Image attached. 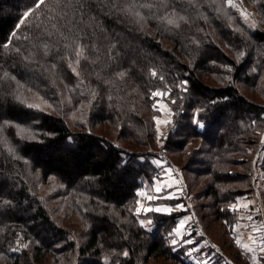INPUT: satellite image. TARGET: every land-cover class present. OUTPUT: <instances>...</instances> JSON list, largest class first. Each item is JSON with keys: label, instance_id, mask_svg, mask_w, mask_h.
Segmentation results:
<instances>
[{"label": "trees", "instance_id": "trees-1", "mask_svg": "<svg viewBox=\"0 0 264 264\" xmlns=\"http://www.w3.org/2000/svg\"><path fill=\"white\" fill-rule=\"evenodd\" d=\"M38 3L0 0V264H70L74 253L79 264L108 257L111 264L186 263L167 242L177 217L155 215L148 231L136 213L143 183L159 176V99L152 95L159 91L173 111L166 157L182 166L175 156L201 142L182 168L212 177L213 216L239 257L231 231L237 216L228 206L251 191L247 174L233 169L245 165L241 155L251 156L264 132V0H232L235 7L228 0ZM29 95L52 110L29 108ZM196 114L203 127L193 123ZM28 172L73 192L88 228L78 248ZM232 183L245 188L222 194L216 186ZM199 220L217 246L216 230Z\"/></svg>", "mask_w": 264, "mask_h": 264}, {"label": "rangeland", "instance_id": "rangeland-1", "mask_svg": "<svg viewBox=\"0 0 264 264\" xmlns=\"http://www.w3.org/2000/svg\"><path fill=\"white\" fill-rule=\"evenodd\" d=\"M247 20L251 22L250 18H247ZM204 80L212 86L221 85L219 82L212 79L209 75H204ZM262 82H264V80H262ZM262 89L264 90V88ZM247 91L251 92L250 89ZM159 92L163 93L162 96H157L159 100L156 103L159 112V115L156 117V121L160 120L162 122L159 125H157L156 123V129L159 128V132L157 131V133L158 150H160V153L158 155L159 157L153 160V162L157 161L158 158L162 157L160 158V163L167 168L168 176H175L179 180L178 181L177 179H175L179 186L178 191L174 192L177 198L172 200L169 199L171 197H168V195L171 194V192L163 190L160 194L155 195L153 201L148 202L147 200L148 197H150L151 190L154 188V183H143V186L138 192L139 197L137 207L142 205L143 208L151 207L155 209V205H161L157 207L160 208L162 211V208L166 209V206L168 205L169 208H172V211L171 213L165 214L161 213V211L145 212L142 208L140 214H137L139 216V220L140 222L144 221L143 226L148 231H152L153 229H155V226L157 224L155 222V215H175L177 217L175 220V225L171 227V230L168 232L167 235L168 244L172 246L173 252H178L181 254L182 258L184 259V262H186L187 264H203L201 262V258L198 257V252L192 251L191 255L188 254L189 251L193 249V247L196 245V243L194 245H189L191 246V248L188 250L185 248V244L181 246H173L171 243L173 239L178 240V236L175 233V229L179 225V219L184 215L191 214L192 217L189 223L187 225L185 223V227L181 230V232H186V234L188 235V239H192L194 241L197 238L196 234L198 233L200 235V242L202 243V245L206 244V248L209 249H205L204 258L207 259L209 253L214 254V256L209 261H207L208 264H211L210 262H212V259H215V262L212 264H217V262H220L222 264H238L234 262V258H231L232 256H237V250L231 246L230 238L226 235L224 229L221 226V223L217 221V219H215V217L213 216L214 210L212 209L211 204L212 199L209 197V195L211 194H209V192H211L210 184L212 183L210 178L212 177L200 176L197 172L191 173V171L194 169L193 166L192 170L186 169L185 171L182 168L184 164H187L192 151L200 147L201 142L199 140H194L192 142V148L195 147L194 149H187L182 155L179 156L178 154V156H175V158H178L177 160L181 162L180 164L182 166L174 163L170 158L166 157L163 147L173 125V111L168 105L167 101L164 99V92ZM252 95L258 98L255 93H252ZM28 98L31 103H34L39 107L47 109L49 111L52 110V107L42 98L35 95H29ZM66 106H68V121L71 127H74V129H76V125H74L76 117H74V112L69 106V102H66L65 107ZM163 121H171V123L165 124L163 123ZM105 128L106 133L110 134V136H112V134L114 135V129L109 127ZM102 130H104V128L100 126L99 129L96 130V132L100 133L102 132ZM110 139L114 140L117 138ZM258 141V146L254 147L250 151L251 156L246 157L244 155H241V158L245 159V165L241 166V168L235 167L233 169L234 171H238L239 173H241V175L239 174V177H242L243 174H247L249 179L246 180V186L247 188L249 187L251 189V191H248L244 195L235 198L234 201L228 206L230 211L237 216V220L231 225V231L232 236L237 244V249L240 253L239 257L237 256L236 258L239 261V264H264V132L262 134V137L258 138ZM159 165V176H157L156 178L161 183V167H159ZM167 171L162 174V177L166 175ZM28 176L33 182L35 189L34 192H36L37 195L43 199L44 204L50 211L52 218L55 221L59 222L61 225H64L65 228L69 230L70 238L72 240L71 242L75 244V247L78 248L81 244L86 242L88 237L85 235L84 232L88 228L79 214L80 211L76 210L79 207L76 201L71 198V193L73 192L67 190L65 184L57 178L53 177L47 182H44L43 179L40 178L36 173L28 172ZM216 186H218L222 194L228 193V191L233 190V188H245L244 185H235L233 183L231 185H227V187L223 185ZM140 193H143V195H140ZM244 200H248V202ZM240 202L242 203L240 204ZM178 205L182 207H177ZM232 205L236 206L234 210L232 208ZM237 209H246V217H252L251 220L246 218V227H249L250 232L241 229L239 232V229L236 228L237 226L234 225L240 220V216ZM197 210H199V217L197 214ZM200 217L203 218V222L205 223V225H208V228L211 231L210 233L214 234V230H216L217 234H215L218 236L217 246L213 241H211L209 236L206 235V231L204 228L205 226H203L204 224L200 222ZM149 221H151V223H148ZM237 240H239V244L237 243ZM219 244L224 248H227V252L231 256L229 257V259L224 255V252L221 250ZM72 259L74 261H70V264H79V262H81L79 260L78 253H74ZM49 261L51 262H49L48 264H54V259H51ZM105 261L106 264H111V261L113 260L111 257H108L107 259H105ZM149 264L180 263L162 257L158 259H151Z\"/></svg>", "mask_w": 264, "mask_h": 264}, {"label": "crops", "instance_id": "crops-1", "mask_svg": "<svg viewBox=\"0 0 264 264\" xmlns=\"http://www.w3.org/2000/svg\"><path fill=\"white\" fill-rule=\"evenodd\" d=\"M160 158H162V157H160ZM160 158H158V160L157 161H159V162H161V159ZM159 164H157V166H158ZM159 167H161V178H162V181H161V183L157 180V178L156 179H154L153 180V182L152 183H154L153 185H154V188L151 190V193H150V196L152 197V199L151 200H147L148 202L149 201H153V199H154V197H155V195H157V194H160V193H157L156 192V188L157 187H160V188H162V191L163 190H166V191H170L171 192V194H169L168 195V197H171V198H169V199H175V198H177V196H176V194L174 193V192H177L178 191V186H179V184L176 182V180L175 179H177L175 176H168V171H167V168L166 167H164L161 163H160V165H159ZM167 171V173H166V175H164V177H162V174L164 173V172H166ZM178 180V179H177ZM179 181V180H178ZM244 201H247L248 202V200H244ZM243 201V202H244ZM242 202H240V204H241ZM157 206H161V205H155L154 207H156V208H158ZM167 208L166 209H168L169 211H164V209L165 208H162V211H161V213H165V214H167V213H171V211H172V208H169V206L167 205L166 206ZM237 211H238V213H239V216H240V220L236 223V224H234L235 226H237L236 228L237 229H239L238 231L240 232V229L241 230H247L248 232H250V229H249V227H246V224H247V221H246V215H247V212H246V209L244 210V209H242V210H240V209H237ZM191 214H187V215H184L183 217H181L180 219H179V221L180 220H184L185 221V223H186V225L189 223V221H190V219H191ZM248 219V218H247ZM178 224H179V222H178ZM179 226V225H178ZM191 229V228H190ZM182 234H181V236H178V240H177V244L176 245H178V246H181V245H184L185 243H184V241L185 240H187L188 239V235L186 234V232L184 233V232H181ZM193 233V232H192ZM187 235V236H186ZM194 235V234H193ZM199 234L197 233L196 234V245L193 247V248H199L200 249V251L198 252V257L199 258H201V262L203 263V261H209L213 256H214V254L213 253H209L208 254V257H207V259H205L204 257H205V249L207 250L208 248H206V244L205 245H202V243L200 242V240H199ZM239 244V243H238ZM185 246V248L188 250V249H190L191 248V246H189V245H187V244H185L184 245ZM209 250V249H208ZM215 253V252H214ZM225 255V254H224ZM228 259H229V257L227 256V255H225ZM204 258V259H203ZM228 261V260H227ZM215 262V259H212V262H210L211 264L212 263H214ZM217 264H222V263H220V262H217Z\"/></svg>", "mask_w": 264, "mask_h": 264}, {"label": "snow or ice", "instance_id": "snow-or-ice-1", "mask_svg": "<svg viewBox=\"0 0 264 264\" xmlns=\"http://www.w3.org/2000/svg\"><path fill=\"white\" fill-rule=\"evenodd\" d=\"M40 3H43V0H40ZM40 3H38V4L36 5V7H39V6H40ZM228 4H229V6H231V7H235V5L232 4V0H228ZM145 7H148V5H145ZM25 15L27 16L28 13H25ZM137 15H139V13H137ZM180 19L182 20V19H184V17L181 16ZM168 23H169V24H173L174 21L170 19V20H168ZM176 27H179V24H177ZM45 55H47V53H45ZM241 55H243V54H241ZM76 56H77L76 63L79 64V62H80V61H79V58L82 56V49H81V48H78V49H77V51H76ZM55 67H56V65L53 64V68H55ZM69 67H71V65H69ZM72 71L75 72L76 70L73 68ZM5 75H7V73H5ZM121 75H123V74L121 73ZM152 75L155 76L156 73L153 72ZM13 78H14V77H13ZM152 95H153L154 97H156V96H162L163 93H161V92H154ZM27 106H28L29 108H35V107H38L37 105H32V104H29V105H27ZM156 123H157V125H159V124H161L162 122H161L160 120H157ZM163 123L168 124V123H171V121H163ZM193 123L196 124V125H198V126H200V127H203V125L200 123L199 115H198V114H196V115L194 116ZM157 131L159 132V128L157 129ZM155 163L159 164L160 162H159V161H155ZM156 192H157V193L162 192V188L157 187V188H156ZM140 195H143V193H140ZM148 199L151 200L152 197L150 196V197H148ZM177 207H182V206L178 205ZM235 207H236L235 205H232L233 210L235 209ZM142 208H143L142 205L138 206V207L136 208V213H137V214H140ZM143 210H144L145 212H152V211L160 212V211H161L160 208H155V209H153V208H151V207L143 208ZM164 211H169V210H168V209H164ZM248 219L251 220L252 217L249 216ZM148 223H151V221H149ZM141 224L143 225V224H144V221H141ZM184 227H185V221H184V220H180V221H179V226L175 229V233H176L177 236H181V234H182V233H181V230H182ZM189 235H191V234H189ZM171 243H172L173 246H175V245L177 244V240L173 239ZM184 243L187 244V245H194L196 242H195L194 240H192V239H187V240L184 241ZM237 243H239V240H237ZM24 247L27 248V245H24ZM250 250H251V249H250ZM192 251L199 252L200 249H199V248H193V249H191V250L189 251L188 254L191 255V252H192ZM123 255L126 257V256L128 255V252L125 251V252L123 253ZM203 264H208V262L205 260V261H203Z\"/></svg>", "mask_w": 264, "mask_h": 264}]
</instances>
